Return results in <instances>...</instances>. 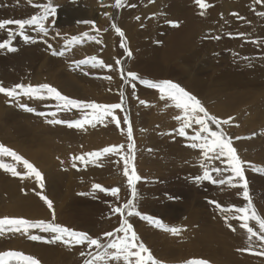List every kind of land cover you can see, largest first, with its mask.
Returning <instances> with one entry per match:
<instances>
[{
    "label": "rangeland",
    "instance_id": "rangeland-1",
    "mask_svg": "<svg viewBox=\"0 0 264 264\" xmlns=\"http://www.w3.org/2000/svg\"><path fill=\"white\" fill-rule=\"evenodd\" d=\"M159 1L125 0L116 10L112 7L115 0H54L57 10L54 17L45 21L47 36L36 25L26 26L23 35L15 34L11 38L15 52L0 49V86L5 88L18 83H47L70 98L101 104L120 103L121 90L124 94L123 111L117 109L114 113L121 122L120 128L108 117L94 127L85 125L76 129L66 124H48L45 120L51 116L36 113L57 112V119L71 121L82 119L91 110H58L57 102L52 99L29 98L23 94L12 99L0 93V144L29 160L42 172L44 182L40 188L34 177H13L0 169V217L52 220V211L40 199V195H46L53 202L56 223L87 232L94 238L117 228L119 215L113 214L111 208L122 205L130 197L121 159V155L128 154V126L123 124V117L127 115L133 130L134 165L142 178L136 184L137 210L160 219L168 227L180 229L173 235L139 216L125 213L140 242L154 258L162 264H187L192 259H204L209 264H264V255L257 254L264 252V243L255 237L249 241L238 220L229 221L236 228L235 232L231 231L224 222L225 214L210 203L244 207L247 201L243 199V189L195 179L203 174L202 162L209 170L222 169L219 174L211 172L213 179L226 180L232 175L227 170L226 158L205 161L199 150L187 146L191 143L189 139L179 136L180 122L173 117L180 110L170 106L171 101H161L158 90L148 88L139 80L125 83L130 79L129 71L154 82L171 80L195 95L210 114L220 119L232 117L222 128L245 162L252 204L264 218V172L253 171L249 166L250 162L264 168V75L257 71L246 73L240 67L233 72L229 61L220 58L225 52L217 50L210 52L209 58L196 55L189 60L183 55L181 59L171 57L165 61L163 52L170 34L177 28L168 21L175 22L174 16L181 12L169 10L160 17V8H153ZM47 2L0 0V19H28L39 14L33 4ZM258 2L264 4L261 0ZM78 21H94V25ZM113 24L123 31V43L131 55L121 47V37L112 28ZM9 29L18 32L15 25L0 30V42L9 39ZM84 33L88 35L78 43L65 46L71 37ZM24 36L30 39L26 41ZM137 39L142 46H137ZM53 51L63 55H52ZM92 56L112 67L76 63ZM117 60L121 62L119 66ZM140 100L147 103L141 105ZM20 105L32 107L36 113L26 112ZM186 132L190 136L193 129ZM112 145H123L122 153L108 154L98 160L86 158L87 163L72 159ZM0 159L15 164L9 157ZM17 170L26 171L22 165H17ZM234 183L241 182L237 178ZM93 184L108 189L118 187L119 199L93 190ZM249 223L259 232L254 221ZM30 234L44 239L33 241L21 233H0V252L20 251L37 258L41 264H84L89 258L80 256L81 251H89L86 245L46 243L51 234L38 229L30 230Z\"/></svg>",
    "mask_w": 264,
    "mask_h": 264
},
{
    "label": "snow or ice",
    "instance_id": "snow-or-ice-1",
    "mask_svg": "<svg viewBox=\"0 0 264 264\" xmlns=\"http://www.w3.org/2000/svg\"><path fill=\"white\" fill-rule=\"evenodd\" d=\"M124 2L125 0H115L112 7L117 9L121 8L124 5ZM261 2H264V0H261ZM195 3L201 10V15H203L204 10L209 7L206 0H195ZM33 7L39 9V14L32 15L28 19H0V30L12 25H15L18 29V32L16 33H13V31L9 29V39L0 42V49H7L9 52H15L16 49L11 46V38L15 34L23 35V30L26 26L36 25L43 36L48 35V29L45 25V21H49V18L54 17L56 14L57 6L55 5L54 0H48L47 3L33 4ZM105 15L108 14L105 13ZM137 19L139 18L137 17ZM78 23L94 25V21H78ZM168 23L173 27L179 26L178 23L173 21H168ZM112 28L121 37V47L124 48L125 53L131 55L130 51L123 43V31L115 24L112 25ZM57 35H59V33H57ZM87 35V33H84L80 37L73 36L71 37V40L65 42V46L67 47L70 44L78 43ZM88 38L93 39V37ZM218 38L219 37H216V39ZM24 39L28 41L30 38L28 36H24ZM96 42L100 43L101 41L97 40ZM48 47L51 49L52 45L49 44ZM52 55H63V52L53 51ZM76 63L79 65L91 64L92 67H112L111 65H105L102 60H98L95 56L87 57ZM120 63L121 62L119 60L116 61L118 66ZM119 70L123 72L122 68ZM127 77L130 79L125 80V83L139 80L141 84L147 86L148 88L158 90L159 99L161 101H171L170 106L180 110V114L173 117L176 121L180 122V127L177 130L178 134L181 137L189 139L191 143L187 146L192 149L199 150L205 161L226 158L225 162L227 164V170H230L232 173V175L226 180L213 179L211 172L219 174L222 169L216 167L209 170L205 163H201V168L204 169L203 174L201 176H197L195 179L197 181H210L219 185L227 184L229 187H241L243 189V199L247 201L246 206L236 207L232 205L224 207L216 201H210V203L214 204L221 214H225L223 216L224 222L231 231L235 232L236 228L233 227L229 221L238 220L240 222V228L246 231L249 241L255 237L258 241L264 243V218L257 214L252 204L251 197L249 195L248 182L245 177V162L240 159L236 149L233 147L232 138L227 136L222 128V125L229 124L233 118L229 117L227 119H220L215 115L210 114L195 95L187 91L180 84L171 80H160L154 82L149 79H141L137 73L131 71L127 72ZM105 79L110 80L111 77H105ZM133 88H135L134 84ZM0 93L12 99H15L21 94L29 98L41 100L52 99L57 102L56 107L58 110H91L90 112H85L82 119L65 121L56 118L57 112H50L47 114L43 112L36 113L34 108L27 105H20V107H22L26 112L36 113L39 116H51V119L45 120L48 124H66L68 128L82 129L85 125L94 127L96 123L103 122L106 118L110 117L111 121L116 124L117 128L121 127V122L114 113L117 109L123 111L122 105L124 102V94L122 90L120 93L121 102L112 104H101L94 101L85 102L70 98L63 95L57 88L47 83L39 85H25L18 83L11 88L0 86ZM139 103L141 105H145L147 102L140 100ZM123 124L128 126L127 139L129 144L128 154L121 155V159L124 162L123 175L127 178V186L130 190V197L127 198L126 202L122 205L111 208V212L113 214L119 215V226L117 228L103 233L100 238H94L87 232L77 231L67 226H63L55 222L53 202L46 195H40V199L45 205H47L48 209L52 211V220H29L23 217L4 216L0 217V233L4 231L21 233L27 235L30 240L40 241L44 239L42 236L30 234V230L38 229L42 233L51 234V239L46 240V243L61 242L65 245H86L89 251L87 253H85V251L80 252L81 257H85L86 255L89 257L84 260V264H162L161 261L154 258L149 248L146 247L144 243L140 242V238L134 230L133 225L129 223L125 213H127V216H139L150 225H154L155 227L166 232H170L173 235L177 234L180 229L176 227H168L160 219L144 215L137 210L136 201L139 193L137 191L136 184L142 178L138 175L134 165L135 145L133 140V130L127 115L123 117ZM211 125H215L216 130H213ZM186 129H193V134L189 136ZM237 139H239V137H237ZM122 150L123 145H112L104 147L99 151L73 156L72 159L73 161H83L87 163L88 160L86 158L98 160L108 154H121ZM0 157H9L12 161H15V164H12L5 163L2 159H0V169L10 173L13 177H34L40 188H43V174L31 162H29V160L25 159L23 156L19 155L16 151L4 144H0ZM17 165H22L23 169L26 171L23 173L18 171ZM249 166L253 169V171L264 172V168H259L256 165H252L250 162ZM73 167H76L75 163H73ZM237 178L241 183H234V180ZM92 188L93 190H99L102 193L119 199L120 189L118 187L108 189L99 184H93ZM81 195L84 194L82 193ZM250 221H254L255 224L258 225L259 232L254 230V227L250 226ZM93 249L94 252L92 251ZM257 254L264 255V252H259ZM11 261H15V264H41L37 258L24 254L20 251L9 250L0 252V264H10ZM187 264H209V261L204 259H192L189 260Z\"/></svg>",
    "mask_w": 264,
    "mask_h": 264
},
{
    "label": "bare ground",
    "instance_id": "bare-ground-1",
    "mask_svg": "<svg viewBox=\"0 0 264 264\" xmlns=\"http://www.w3.org/2000/svg\"><path fill=\"white\" fill-rule=\"evenodd\" d=\"M159 2L164 4L158 3L153 8H160V17L169 10L178 9L181 12L174 16L179 26L169 36L162 56L165 61L171 57L181 59L183 55L189 60L196 55L209 58L210 52L217 50L225 52L220 58L229 61L233 72L234 68L237 71L240 67L246 73L257 71L264 75V4L260 5L258 0H206L209 7L201 15L195 0H169L168 5L167 0ZM137 46H142L138 39ZM214 126L211 125L212 128ZM169 149L173 150L171 147ZM172 150L171 153L174 152Z\"/></svg>",
    "mask_w": 264,
    "mask_h": 264
}]
</instances>
